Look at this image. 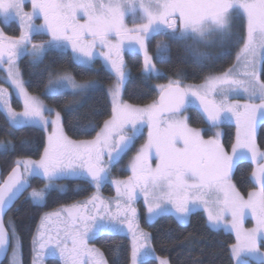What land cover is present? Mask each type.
Here are the masks:
<instances>
[{
  "label": "snow or ice",
  "instance_id": "6c2138e0",
  "mask_svg": "<svg viewBox=\"0 0 264 264\" xmlns=\"http://www.w3.org/2000/svg\"><path fill=\"white\" fill-rule=\"evenodd\" d=\"M27 0H0V22L7 25L18 21L20 35L5 37L0 31V65L7 64L6 81L23 103V110L16 111L11 104L8 88L0 85V114L5 117V132L13 136L21 125L39 126L51 132L39 159L17 158L8 175L0 183V253L7 264H23V238L14 221L6 222L3 216L22 188L30 186L32 178L43 180L42 188H33L30 199L43 202L52 187L67 191L56 181L63 177H83L97 189V194L84 201L41 217L31 241V264H44L46 250L58 252L62 264H108L103 253L89 247V237L97 232H118L125 226L131 234L129 264H141L142 256L153 255L155 249L151 236L139 225L134 203L138 190L143 195L148 217L165 212L175 214L181 223L197 205H202L207 220L213 226L231 216V227L236 231L237 243L230 246L233 264H248V256L259 255L264 264V151L257 144V121L264 117V66L257 58L264 52V0H31L32 11L25 12ZM139 9L140 23L133 26L125 22L126 11L135 14ZM233 9H240L246 26L237 32ZM82 13L81 19L78 14ZM42 17L36 24L34 18ZM161 28L169 30L175 39L183 42L184 50L198 62L209 59L201 51L219 37L221 44L230 37L236 43L243 41L237 53V63L224 73H209L200 85H185L182 79H169L160 90L159 102L143 107L133 106L121 100V92L130 69L123 58L125 41L134 43L142 57L141 74L161 75L156 61L169 59V45L159 41L156 53L149 49L150 35ZM36 35L48 39L34 42ZM70 47L71 60L89 65L94 56L103 57L115 80L108 88L113 101L112 116L92 140L74 141L65 133L63 115L44 104L26 87L18 66L19 57L26 54L34 62H42L52 48ZM242 63V70H239ZM49 70L45 93L68 89L72 95L94 89L98 81L78 82L68 71ZM179 75V73H174ZM242 88L247 94L243 104L231 102L229 93ZM197 102L205 121V128L190 126L185 105L189 98ZM218 98V99H217ZM256 101H259L258 103ZM75 101L64 111H75ZM47 114V115H46ZM231 116L235 119L237 133L231 154L221 143L219 131L207 139L206 132L218 128L221 121ZM147 117L148 139L137 150L129 168L132 175L126 180H112L116 186L115 212L110 210L112 201L98 195L103 181L111 174L113 162L133 142L138 124ZM130 126V127H129ZM92 124L84 126L87 131ZM20 141V147L12 141H0L4 151H32ZM107 155V160L104 159ZM155 157V167L151 159ZM247 156L257 165L252 178L259 189L249 191L245 198L232 182L234 165L238 158ZM92 208L94 211H90ZM250 211L256 227L245 230L242 221ZM67 218L55 229L49 226L53 218ZM119 251V246H118ZM158 264H170L167 258L155 257Z\"/></svg>",
  "mask_w": 264,
  "mask_h": 264
},
{
  "label": "trees",
  "instance_id": "16d2710c",
  "mask_svg": "<svg viewBox=\"0 0 264 264\" xmlns=\"http://www.w3.org/2000/svg\"><path fill=\"white\" fill-rule=\"evenodd\" d=\"M236 18L238 32H241L245 26L244 19L241 16ZM6 31L18 36L20 28L16 23H11ZM45 39L48 38L36 35L34 42ZM159 41L166 42L170 48L167 53L169 59L163 62L156 61L157 67L162 70L161 75L141 74L142 57L139 54L127 53L124 57L130 69V76L124 87L123 98L130 104L147 105L156 102L159 94L156 85L165 84L170 78L197 84L204 81L209 73L216 75L224 72L234 63L236 51L241 45L239 42L221 49L201 48V51L209 57L201 64L196 57L184 50L182 41L175 39L169 30L163 28L155 31L149 40L148 46L153 55L156 53V45ZM71 56V53L67 51L49 50L42 62H34L29 56L22 57L19 67L23 79L29 82L26 84L27 90L39 96L51 108L62 112L65 133L69 138L73 140L92 139L102 127L103 122L112 115V105L107 88L114 82V76L100 60H95L92 66H83L72 61ZM49 66L53 76L56 72L68 71L80 82L95 80L99 82V85L75 96L71 91L45 93V86L49 80ZM262 66H264V59ZM174 73H179V75H174ZM261 79L264 80V75ZM73 101L77 102L79 107L75 111H64L65 106ZM11 103L14 109H22L21 102L14 96ZM189 116L192 126L206 127L201 111L197 107L189 109ZM88 124H92L93 127L84 131V126ZM6 127L5 117L0 114V140L12 141L17 149L20 147V141L26 140L29 142L26 147L32 151L0 152L1 181L7 176L13 166V161L17 158L39 159L46 143L45 134L39 128L19 127L13 136H9L5 132ZM209 136H211V131L204 134L205 138ZM234 139L235 127L232 124H224L222 144L227 151ZM257 143L264 148V123L259 126ZM252 168L253 165L248 161H241L235 165L233 181L237 190L243 194H247L255 187L251 178ZM30 183V189H39L45 182L32 178ZM63 183L67 185V191H48L42 205L34 204L30 198L23 195L5 217L6 222L9 218L14 221L16 229L23 238V264H31V241L42 215L60 205H67L87 197L92 191L84 181L71 179L63 180ZM77 187L80 188L76 189ZM103 192L108 196L113 195L109 187H106ZM141 225L151 236V244L155 249L154 254L167 258L170 264H233L230 258V246L235 243L234 235L212 229L201 211L191 213L187 224L179 223L173 215H162L152 222L143 219ZM93 243L103 253L108 264H129L131 243L128 236L119 233H101L94 238ZM45 263L61 264V261L57 257H49ZM141 264H157V261L146 259ZM248 264H261V262L248 261Z\"/></svg>",
  "mask_w": 264,
  "mask_h": 264
},
{
  "label": "rangeland",
  "instance_id": "374dc122",
  "mask_svg": "<svg viewBox=\"0 0 264 264\" xmlns=\"http://www.w3.org/2000/svg\"><path fill=\"white\" fill-rule=\"evenodd\" d=\"M24 11H25V12H30V11H32L31 0H27V2L24 4ZM233 14H234L235 20L237 19L236 17L241 16V17L244 19V25L246 26V20H245V18H244V16H243V13H242V11H241L240 9H233ZM140 15H141V14H140L138 8H137L135 14H133L132 12H128V11H126V13H125V22H126L127 26H128V27H132V26H133V20H134V18H135V22H136V23H140V22H142V21L139 19V16H140ZM34 22H35L36 24H42V23H43L42 20L39 21V20H36L35 18H34ZM11 23H16L17 26L19 27L18 21L15 20V19L11 20L10 23H8L7 25H5L4 23L0 22V31L3 32V34H4L5 37H17V35L10 34V33H8V32L6 31V28L9 27V25H10ZM236 25H237V21H236ZM165 30H166V29H165ZM234 30L238 32L237 26H236V28H235ZM153 33H154V32H153ZM153 33L150 35L149 40L151 39ZM19 35H20V33H19ZM19 35H18V36H19ZM46 37H47V36H46ZM47 38H48V37H47ZM235 39H236V37H230V38H227V39L223 42V44H221L220 41H219V37H214V38H213V42H212L209 46H207V47H201V48H203V49H204V48H206V49H212V50H213V49H221V48H223V47L228 46L229 44L236 43V42H234ZM240 44H241L240 47H239V48L237 49V51H236V58H235L234 63H233L230 67H228L225 71H227L229 68H231L233 65H235V64L237 63V53L240 51V48L242 47L243 41H240ZM50 50L67 51V52H70V53H71V48H70V47L52 48V49H50ZM99 51H100V50H97V55L94 56L93 61L91 62V64H89V65H83V66H92L93 63L95 62V60H100L101 63H102V65H103V66H104V67H105V68L111 73V70H110L109 66L107 65V63L105 62V60L103 59V57H101V56L98 54ZM127 53H136V54H138V52H137V47H136V45H135L134 43H129L128 41H125L124 46H123V51H122L123 58L125 57V55H126ZM71 55H72V53H71ZM24 56H28V55L23 54V55H21V56L19 57V60H18V66H19V62H20L21 58L24 57ZM29 57H30V56H29ZM30 58H31V57H30ZM257 58H258V59H261L262 62H263V59H264V52H258V54H257ZM31 59H32V58H31ZM242 63H243V62L241 61V67H240L239 70H242ZM77 64H78V63H77ZM6 67H7V64L0 65V80H1V81H0V85H2L4 88H8V89H9V92L11 93L10 101H11L12 97L14 96L15 98H17V99L21 102V104H22V109H20V110H16V109H15V110H16V111H22V110H23V103H22V101L18 98V96L15 94V92H14L13 89L11 88L10 84L6 81L7 72H5V71L3 70V69L6 68ZM19 68H20V67H19ZM225 71H224V72H225ZM62 72H63V71H62ZM224 72H222V73H224ZM111 74H112V73H111ZM219 74H221V73H219ZM219 74H216V75H219ZM112 75H113V74H112ZM153 75H154V74H153ZM113 76H114V75H113ZM155 76H157V75H155ZM53 77H54V76H53ZM127 79H128V78H126L125 84H126V82H127ZM114 80H115V77H114ZM77 81H78V80H77ZM78 82H80V81H78ZM168 82H169V80H168ZM168 82H167V83H168ZM203 82H204V81H202L201 83H197V84H191V83H186V82H183V83H184L185 85H189V84H191V85H200V84H202ZM81 83H83V82H81ZM167 83H165V84H157V85H156L157 90L160 92V90H159V88H158L157 86H159V85H166ZM124 87H125V85H124ZM124 87H123L122 92H121V100H122V102H126V103H128V102L125 101L124 98H123ZM108 88H109V87H108ZM108 88H107V92H108ZM60 91H70V90H68V89H61V90H58V91H55V92H49L48 94H54V93H57V92H60ZM33 95H34V94H33ZM36 96H37V95H36ZM108 96H109V98H110L111 105H112V108H113V101H112V98H111V96H110L109 94H108ZM38 97H39V96H38ZM229 97H230V101L233 102V103H235V102H239V103L243 104V103H245V102L247 101V94L244 93V91H243L242 88H238L237 90H235V91H233V92H230V93H229ZM39 98H40V97H39ZM217 99H218V98H217ZM40 100H41L44 104H46L41 98H40ZM256 102L258 103L259 101H256ZM152 103H153V102H152ZM152 103H150V104H152ZM11 104H12V103H11ZM128 104H130V103H128ZM46 105H47V104H46ZM130 105H133V106H140V107L145 106V105H134V104H130ZM147 105H149V104H147ZM12 107H13V106H12ZM49 107H50V106H49ZM192 107H197V108L199 109L197 102H195V101L190 97V98H189V103H188V109H187V111H186V113H185L186 115L189 116V109L192 108ZM54 110H55V109H54ZM199 110H200V109H199ZM46 115H47V114H46ZM111 116H112V115H111ZM111 116H110V117H111ZM189 117H190V116H189ZM108 119H109V118H108ZM227 123H228V124H232V125L235 127V139H236L237 125H236L235 119H234L233 117H231V116H226V117L221 121L219 127H218V128H213L212 131H211V135H212L214 132H216V131H219V132L221 133V136H220L221 143H222V138H223V125H224V124H227ZM262 123H264V117L260 118V119L257 121V133H258L259 126H260ZM25 126H30V125H21V126H19V127H25ZM102 126H103V125H102ZM190 126L193 127V128H199V127H194V126H192L191 124H190ZM32 127H36V128H39V129L43 130V132H44V134H45V140H46V136H47V134L51 132V126L48 127L47 131H45L43 128H41V127H39V126H32ZM129 127H130V126H129ZM101 128H102V127H100V128L98 129L97 132H99V131L101 130ZM148 131H149V129H148V126H147V117H145V121H144L143 123L137 125V128H136V130H135V132H134V134H133V140H134V141H138V144L135 145V147H134V151L130 154V156L128 157V159L126 160V162L121 166V168L119 169V172H118V173L114 174V173H112V171H111L110 182H111V184H112V187H113V189H114V192H115V194H116V197H117L116 186L112 183V180H114V179H115V180H126V179H128V177H130V176L132 175L131 169L129 168V164H130L132 158L136 155L137 150L141 147V145H143V144L146 143V141H147V139H148ZM96 134H97V133H96ZM95 137H96V135H95ZM95 137H94V138H95ZM94 138H92V139H94ZM204 138H205V137H204ZM92 139H84V140H92ZM235 139H234V142H235ZM72 140H73V139H72ZM0 141H3V140H0ZM74 141H81V140H74ZM234 142H233V143H234ZM257 144H258V143H257ZM258 146H259V145H258ZM231 148H232V146H231L230 149L228 150L229 154H231ZM259 148H260L262 151H264V148H261L260 146H259ZM0 152H5V151L3 150V147H2V146H0ZM104 159L107 160V155H105ZM33 160H34V159H33ZM241 161H248V162H250V163L253 165L252 172H253V170L257 167V165H256L255 163H253V162L250 160V158H248L247 156H245L244 158H238L236 164L239 163V162H241ZM150 162H151V164H152V167L154 168V167H155V164H156V161H155V157H154V156H153V158L151 159ZM260 163H264V160H261ZM234 167H235V165H234ZM233 170H234V168H233ZM121 171H125V172H127L128 174L122 173ZM129 174H130V175H129ZM0 177H1V176H0ZM82 178H83V177H79V176H68V177H63V178H60V179H58V180L56 181V185H63V186L67 189V185H66L65 183H63V180L82 179ZM251 178H252V175H251ZM252 180H253L254 185H255L254 189H257V190H258V189H259V184H258L253 178H252ZM0 181H1V178H0ZM232 182L234 183V181H233V175H232ZM41 188H42V187H41ZM254 189H252V190H254ZM32 190H33V188L30 189V190L28 191V193H27V197H28V198L30 197V193L32 192ZM50 190H58V191H60V192H63V191H61V189H60L59 187H55V186L52 187L51 189H49L48 191H50ZM252 190H251V191H252ZM48 191H47V192H48ZM47 192H46V194H47ZM240 193H241V192H240ZM248 193H249V192H248ZM248 193H247V194H243V193H241V195H243L245 198H247ZM93 194H97V189H96L95 186H94V191H93L92 194L89 195L88 197H85V198H83V199H81V200H78V201L72 202V203L67 204V205H60V206L56 207V208L53 209V210H50V211L45 212L44 214H46V213H52V212H55V211H59V210L61 209L62 206L65 207V208H67V207H69V206H72V205L76 204L77 202L84 201L85 199L91 197ZM98 195H99V196H102V197H104L105 199H108V200H111V199L113 198V197H109V196L103 195V194L101 193V191H100V188H99V190H98ZM116 197H115V198H116ZM105 199H104V200H105ZM45 200H46V196H45ZM45 200H44L43 202H34V201H32V202H33L34 204H36V205H42V204L45 202ZM108 200H105V201H108ZM89 210H90V211H94V209H92V208H90ZM195 211H201V212H203L204 215H205V217H206V220H207V213L203 210V206H202V205H197V206H196L195 208H193L192 211L188 214V216L185 218V221H184L183 223H181V222H179V223H181V224H187L188 221H189V217H190L191 213H193V212H195ZM44 214H43V215H44ZM43 215H42V216H43ZM162 215H173V216L176 218V216H175L174 213H172V212H165V213L160 214L159 216H156V217H153V218L150 219V218L148 217V214H147V207H146L145 216H146V220H147L148 222H152V221H154L155 219H157L158 217H160V216H162ZM66 218H67L66 213L62 214L60 220H57V219L53 218V220L51 221V223H50V225H49V226L53 229V234L55 233V229L57 228V226L60 225L62 221H65ZM176 219H177V218H176ZM40 221H41V219H40ZM39 223H40V222H39ZM207 223H208V225H209L212 229H214V230H221V231H225V232H227V233H231V234H233L234 237H235V243H237V235H236V231L233 230L232 227H231V216H230V215L227 217V220L221 221L218 225L213 226L212 224H210V223L208 222V220H207ZM140 227H141L144 231H146V230L142 227L141 223H140ZM255 227H256V221L253 219L251 212H250V211H246V213H245V215H244V218H243V221H242V228L245 229V230H248V229H253V228H255ZM146 232H147V231H146ZM101 233H119V234H124V235H126V236L129 237V239H130V243H131V240H132L131 234L128 232L127 228H123L121 231H118V232H108V231H103V232H97L95 235H92V236L89 237V247H95V248H97V247L94 245L93 240H94V238H95L97 235H99V234H101ZM260 239H264V234H261V235H260ZM235 243H234V244H235ZM97 249H98V248H97ZM260 253H264V246H261V247H260ZM49 257H57V258L61 261L58 252H56L55 250H53L51 247H50L49 249L46 250V255H45V258H44V264H46L45 261H46V259L49 258ZM155 257H158V256H156L155 254H154V256H153V255L142 256V257L140 258V261L142 262V261H144V260H146V259H154V260L157 261V264H158V260L155 259ZM162 258H164V257H162ZM247 259H248V261L261 262V260H260L258 254H257L256 256H251V255H249ZM6 264H7V261H6ZM61 264H62V261H61Z\"/></svg>",
  "mask_w": 264,
  "mask_h": 264
},
{
  "label": "flooded vegetation",
  "instance_id": "af4514ba",
  "mask_svg": "<svg viewBox=\"0 0 264 264\" xmlns=\"http://www.w3.org/2000/svg\"><path fill=\"white\" fill-rule=\"evenodd\" d=\"M36 20H39V21H43L42 17H36L35 18ZM78 19H81V22H82V13L81 14H78ZM207 139V138H205ZM137 141H134L133 140V145L131 147V149L119 160L117 161H114L113 162V166L111 168V171L112 173L116 174L119 172V169L121 168V166L126 162V160L128 159V157L130 156V154L134 151V147L135 145H137ZM235 168V167H234ZM122 173H125V174H128L127 172L125 171H121ZM130 175V174H129ZM110 178H111V174L110 176L102 182L101 186H100V191L103 195H106L104 194L103 190L106 188V187H109L112 191H113V195L112 196H109V197H113L110 201H112V203L110 204V210L115 212L117 210V207H116V194L114 192V189L112 187V184L110 182ZM75 180H78V181H84L86 182V184L89 186L90 189H92L91 193L89 195L92 194V192L94 191V186L93 185H90L87 183V181L82 178V179H75ZM80 187H77L76 189H79ZM27 193L28 191L24 194L27 196ZM88 195V196H89ZM87 196V197H88ZM108 196V195H106ZM85 198V197H84ZM101 199H105L104 197L100 196ZM83 199V198H82ZM81 200V199H80ZM105 200H108V199H105ZM109 201V200H108ZM134 207L137 209V212H138V218H139V225L140 223L142 222L143 219H146V216H145V211H146V205L144 203V198H143V195L141 193H139V190H138V194H137V199L134 203ZM126 228V226L124 227Z\"/></svg>",
  "mask_w": 264,
  "mask_h": 264
},
{
  "label": "water",
  "instance_id": "95a60500",
  "mask_svg": "<svg viewBox=\"0 0 264 264\" xmlns=\"http://www.w3.org/2000/svg\"><path fill=\"white\" fill-rule=\"evenodd\" d=\"M159 97H160V93H159V95H158V97H157V99H156V102H159ZM187 106H188V103L185 105V107H186V109H187ZM132 145H133V142L131 143V144H129V147H128V149H126L125 150V152L124 153H122L121 154V156H120V158L119 159H121L130 149H131V147H132ZM118 159V160H119ZM115 161H117V160H115ZM233 174V173H232ZM8 175V174H7ZM3 182V181H2ZM30 187H31V183H30V186H28V187H26V188H22L21 190H20V192L19 193H17L16 194V196H13V198H12V202L9 204V206H8V208H7V214H8V212L11 210V208L17 203V201L18 200H20L21 199V197L30 189ZM6 214V215H7ZM6 215H4L3 216V219H4V221H5V217H6ZM66 215H67V213H66ZM5 259L3 258V254L2 253H0V264H4L5 263Z\"/></svg>",
  "mask_w": 264,
  "mask_h": 264
}]
</instances>
